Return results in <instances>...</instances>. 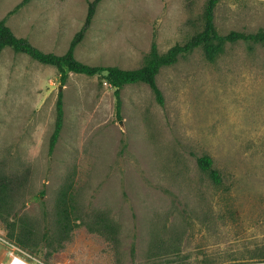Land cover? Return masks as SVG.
<instances>
[{"label": "rangeland", "instance_id": "obj_1", "mask_svg": "<svg viewBox=\"0 0 264 264\" xmlns=\"http://www.w3.org/2000/svg\"><path fill=\"white\" fill-rule=\"evenodd\" d=\"M0 0L16 34L64 53L89 0ZM207 0H101L76 56L91 64L141 66L156 34L161 52L204 26ZM8 15V16H7ZM220 33L264 29V0H219ZM145 82L115 87L103 75L69 72L5 47L0 53V171L18 188L16 218L31 223L22 247L0 218V263L264 264V42H227L214 60L202 46ZM64 92L65 120L50 139ZM212 156L215 183L198 157ZM69 187L81 214L116 226V240L77 227L58 250L57 202ZM94 222V221H91ZM95 224V222L93 223Z\"/></svg>", "mask_w": 264, "mask_h": 264}, {"label": "trees", "instance_id": "obj_2", "mask_svg": "<svg viewBox=\"0 0 264 264\" xmlns=\"http://www.w3.org/2000/svg\"><path fill=\"white\" fill-rule=\"evenodd\" d=\"M23 0L15 8L8 12L11 15L25 2ZM219 0H207L203 19V28L184 42H177L167 51L161 52L156 40V34L151 43L150 50L144 63L135 68H125L115 64H91L76 56V48L84 39L94 19L97 6L101 0H89L88 12L82 27L73 36L68 49L64 53L45 51L37 46L29 37L16 34L7 17L0 18V53L5 47H11L16 52H22L44 64H51L58 68L61 74V82L65 84L69 72L83 73L87 75H103L104 79L115 87L116 107L120 116L122 108V88L130 83L145 82L154 91L159 103L164 104V94L159 87L157 76L163 66L176 63L181 56L191 53L195 48L202 46L206 57L214 60L224 50L227 42L238 40L264 42V29L255 32L232 30L229 33H220L215 23V8ZM7 15V16H8ZM57 118L55 128L50 139L49 152L53 153L60 138L65 120L64 92L59 91L57 99ZM200 167L209 173L215 183L222 182L221 172L214 166L212 156L203 154L198 157ZM69 187L61 190L57 202V220L54 233L46 234L52 249L58 250L71 236L73 230L81 225H86L92 231L106 235L110 240H116V226L106 218L88 220L78 209L74 195ZM18 194L11 179L0 171V218L6 224L8 236L22 247H32L35 243L34 231L31 223L24 218H16L17 210L14 208V198Z\"/></svg>", "mask_w": 264, "mask_h": 264}, {"label": "built area", "instance_id": "obj_3", "mask_svg": "<svg viewBox=\"0 0 264 264\" xmlns=\"http://www.w3.org/2000/svg\"><path fill=\"white\" fill-rule=\"evenodd\" d=\"M15 255H18L20 258H19V262L18 264H34L33 262H31L30 260H28L24 255L22 254H15ZM9 262V261H7ZM6 262H1L0 264H5Z\"/></svg>", "mask_w": 264, "mask_h": 264}, {"label": "bare ground", "instance_id": "obj_4", "mask_svg": "<svg viewBox=\"0 0 264 264\" xmlns=\"http://www.w3.org/2000/svg\"><path fill=\"white\" fill-rule=\"evenodd\" d=\"M19 256L18 255H15L14 254V256H13V258L11 259V261H9V262H6L5 264H18V262H19Z\"/></svg>", "mask_w": 264, "mask_h": 264}]
</instances>
